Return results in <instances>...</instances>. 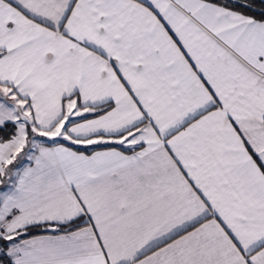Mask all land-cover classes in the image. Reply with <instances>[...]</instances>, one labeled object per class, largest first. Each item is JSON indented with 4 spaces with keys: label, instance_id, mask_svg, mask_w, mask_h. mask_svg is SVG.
Returning a JSON list of instances; mask_svg holds the SVG:
<instances>
[{
    "label": "snow or ice",
    "instance_id": "snow-or-ice-1",
    "mask_svg": "<svg viewBox=\"0 0 264 264\" xmlns=\"http://www.w3.org/2000/svg\"><path fill=\"white\" fill-rule=\"evenodd\" d=\"M0 264H264V0H0Z\"/></svg>",
    "mask_w": 264,
    "mask_h": 264
}]
</instances>
